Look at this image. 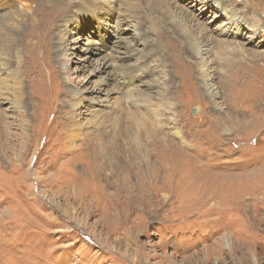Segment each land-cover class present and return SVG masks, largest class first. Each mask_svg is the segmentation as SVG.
<instances>
[{"label": "rangeland", "instance_id": "374dc122", "mask_svg": "<svg viewBox=\"0 0 264 264\" xmlns=\"http://www.w3.org/2000/svg\"><path fill=\"white\" fill-rule=\"evenodd\" d=\"M103 1L117 11L119 0ZM134 1L144 22L140 32L146 28L150 67L158 69L161 60L164 72L141 68L140 78L148 89L169 74L167 88H175L167 90L176 103L172 108H126L139 111L146 128L117 132L116 97L105 102L103 92H90L112 87L113 67L101 69L107 61L102 43L117 40L110 12L96 17L74 9L59 24L50 39L42 87L38 39L28 50H12L11 72L0 71V78L11 79L14 72L27 85L23 110L9 102L0 105L9 114L14 138L0 153V264H264V0H217L205 9L196 0ZM233 6L246 23L236 38L227 39L241 45L244 56L221 54L211 45L217 96L210 99L179 15L187 10L215 36L228 25ZM58 17L51 18V28ZM126 26L127 39L117 43L121 51L137 46L136 34ZM166 47L181 55L167 58ZM25 54L32 58L29 79L17 62ZM51 71L56 81L49 84ZM28 80L35 85L33 97ZM76 100L81 104H73ZM112 136L116 145L107 149ZM224 237L229 249L222 245Z\"/></svg>", "mask_w": 264, "mask_h": 264}, {"label": "bare ground", "instance_id": "6f19581e", "mask_svg": "<svg viewBox=\"0 0 264 264\" xmlns=\"http://www.w3.org/2000/svg\"><path fill=\"white\" fill-rule=\"evenodd\" d=\"M161 1L169 2L173 0H161ZM196 1L200 3L202 6H204V9L208 7L207 6L208 3H214L215 5L219 4L217 0H196ZM108 5L109 2L106 3L103 0H0V8L5 7L3 8L4 13L0 14V35H1L0 45L3 46L2 48H0V71L6 72L5 75L11 72V70H9L8 68L10 63H12L13 61L12 57H10L11 55L10 52L12 50L16 49L14 50L15 52L12 54L16 53L18 47H20L22 50H28V44L29 45L34 44L32 42V39H38V43L40 42L41 52H40V56L37 55V59H36L38 61L37 73L38 76L40 77L37 79V81L38 84H40V86L42 87L43 77H44L43 70L45 67L49 68L48 66L49 62H51L49 57V50H48L51 41L50 39L51 36L54 35V31L56 30V28L57 27L59 28V24L65 21L66 17H68L72 12V10L74 9L76 10L80 9L82 11L81 13L93 14L96 17H97V13L102 10L110 12L112 15H114L112 17V19L114 18V21L112 24H110L111 26H113L112 34L117 36L116 37L117 40L112 42L111 45L107 44V46L110 48V53L108 54H105L107 46L104 43H102L103 45L101 46V48H105L104 58L107 61L102 63L101 69L105 65H110L113 67L114 74H112L113 76L111 78L112 82L111 83L109 82L110 84H112V87L106 89L105 91H102L97 88H93L90 90V92L92 93L97 92L98 94H101V92H103L102 100L105 102L109 100L110 95L112 96L114 95L116 97L113 104H115L116 107H118L117 109L118 111H120V117L118 118V122L116 121L115 123L116 125L115 130L119 132L120 128L123 127L125 128L126 135H128L129 132L128 127L146 128L148 126V122L146 121V118L139 113V111L136 110L133 113H127L125 112L126 108L143 107L146 104H159V106L163 104H165L166 106L168 104L167 105L168 108H172L169 106H171V104H176V103L175 102L173 103L170 100L171 98L167 95L170 93V91H175V88L173 86L170 89L167 88V84L169 86L170 83L172 82L171 78L169 79V81L167 80L168 77L170 76L169 74L165 76L163 75L164 77L162 78L161 82L155 81V83H149L148 89L145 88L147 87L146 86L147 84L144 81H142L140 78L141 74L139 72L141 71V68L143 71L147 69L148 72L158 71L160 72V74L164 72L162 70L163 63L161 60H160L161 62L159 60H156L160 65L158 69L154 70L152 67H150V63L154 61L149 56L151 49L145 33L146 28L144 30V33L140 32L141 31L140 25L141 23L144 22L142 21V18L140 16L139 5H137L134 0H119V2L116 4L115 7L117 11L114 10V6L109 7ZM153 5L156 6L157 3L154 2ZM120 7L122 9H120ZM224 10L221 8L220 12L226 13L224 12ZM185 12L187 14V10H185ZM238 13L239 12L237 11L236 6L231 7L230 11L227 12L228 25L225 28H223V30L221 29V31H216L217 35L215 36H212L211 33L208 31L209 29L207 30L206 28H204L201 25V23L196 20V17L193 18L192 16V18H189L185 13L179 15L180 20H178V22H180L181 23L180 25L183 27L182 33L185 38L184 41L189 47V51H190L189 54L192 53L193 55V57H191L193 60L192 59L191 60L195 64L197 75L199 76L200 84L204 89L205 94H207L208 98L210 99H212V97L217 96V90L214 88V84H213L214 77L210 73V67H209V65L212 62V59L211 60L209 59V53L212 50L211 45L214 43L215 50L221 54L225 53L227 55V53L229 52H234L239 54L240 56H244L243 53L244 49L242 48V46L239 45L237 42H233L232 41L233 39L232 40L227 39V38H236L237 35L235 34L239 32L240 29L239 27L246 23L243 20L244 18L243 17L241 18ZM56 14H58L59 17L57 19L56 18L53 19L52 26L54 23L55 25L51 28L50 20ZM99 20H103V19H99ZM105 21L106 20H103L102 22L104 23ZM64 23L66 24V22ZM123 23H127L126 27L136 34L138 40L137 46L127 45L125 51H121L118 48L119 44H117L119 41H125L127 39V34L125 33V30L122 28ZM218 27H220V25H218ZM227 27L228 28L230 27L232 33L227 32ZM159 36L161 38V34ZM233 43H235V45ZM59 49L60 47L57 46V50H58L57 52H59ZM2 52L3 53L5 52L4 58L2 57ZM179 54L180 53L179 51L176 50V48L175 49L172 47L165 48V55L167 56V58L168 56L179 55ZM202 55L208 56L207 60L204 61L205 58H203ZM226 55L225 57H228ZM167 58L164 60L165 62H168ZM31 59L32 58L29 55L25 54L22 59H18L17 61L18 67L20 66L21 68L23 66L22 68H24V73H25L24 75H26L25 76L26 79H29L30 74L34 72L32 69V62H30ZM132 60H134V62H132ZM169 60L171 59L169 58ZM17 77L18 76L17 75L15 76L13 72V76L11 79L7 78L6 76L5 79L0 78V105H2L3 102H9L10 104H12V107H14L15 110L18 109L19 111V109L23 110L21 109V102L22 99H24L25 97L26 94L25 89L27 85L24 84L22 80L20 83V80H18ZM158 79L161 80L160 77H158ZM163 80H167V81L165 82ZM49 81H50L49 84H52L53 81H56V76L54 74V71L50 72ZM28 83L33 87L31 93L30 90L27 92L29 94L28 96L33 97L35 85L30 81ZM156 86L158 88L157 91L155 90L156 91L155 95L157 97L154 98L150 91L154 89ZM160 86H162L163 88L162 93H164V98H161V96L159 95V93L161 92V90L159 89ZM28 87L30 86L28 85ZM38 87L39 85L37 86V88ZM167 90L169 91L168 94H167ZM75 97H78L77 94H74L73 96L74 100ZM161 100H163L164 102L163 101L161 102ZM79 103L80 102L76 100L74 101L73 104H76L78 106ZM158 112L160 113V109H158ZM23 114L24 113H22V115ZM8 117L9 114H6V110L3 111L2 109H0V153L4 152L3 145L8 144L9 141L11 142L14 141L11 132L12 123L8 122L7 120ZM146 131L147 133H149L148 130ZM114 137L115 136H112L109 143L106 145L107 149H113V147L116 145V141ZM136 149L138 150L139 146L130 148V151ZM14 160L17 162L19 161L17 155L14 157ZM222 240H223V244H222L223 247L229 249L231 246L230 240H228L226 237L222 238Z\"/></svg>", "mask_w": 264, "mask_h": 264}]
</instances>
